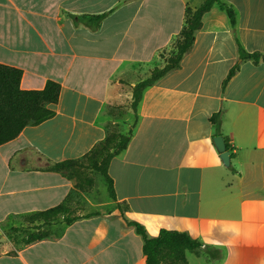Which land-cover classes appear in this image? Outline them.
<instances>
[{"label":"crops","instance_id":"1","mask_svg":"<svg viewBox=\"0 0 264 264\" xmlns=\"http://www.w3.org/2000/svg\"><path fill=\"white\" fill-rule=\"evenodd\" d=\"M198 2L0 0V63L21 70V89L60 85L54 115L0 145L4 175L17 181L0 183V238L34 212L68 207L50 223L34 221L32 232L44 236L0 251V264H144L134 227L117 215L88 214L89 204L99 205L88 186L49 166L82 157L116 128L124 132L113 110L164 64L185 9ZM219 2L233 9L234 27L214 3L179 67L143 90L131 137L107 167L115 200L106 203L125 206L127 220L141 222L149 237L166 228L200 242L185 251L188 264H264V0ZM99 14V25L89 26L87 16ZM237 41L262 58L240 61L222 88L239 61ZM219 109L228 166L208 120ZM204 248L219 257L206 258Z\"/></svg>","mask_w":264,"mask_h":264},{"label":"trees","instance_id":"2","mask_svg":"<svg viewBox=\"0 0 264 264\" xmlns=\"http://www.w3.org/2000/svg\"><path fill=\"white\" fill-rule=\"evenodd\" d=\"M214 3H218L221 8L225 9L230 25L232 28L234 27L235 15L233 9L220 3L219 0H203L195 9L187 7L185 9L184 24L174 42L172 51L164 59V64L161 67L151 69L148 77L132 86L130 108L133 113L136 111V106L143 90L154 84L167 72L179 67L183 55L193 43L195 32L201 27L202 15ZM103 17L104 14L89 15L86 22L89 26L96 27ZM237 51L239 61L227 72L222 81V88L238 70L240 61L249 59L257 63L262 58V55L256 52L246 51L238 41ZM21 74L22 72L19 68L0 63V145L14 139L25 126L36 125L51 118L54 115V111L49 105L57 103L59 99L60 85L58 82L48 80L41 89H21L19 86ZM221 114L222 110L219 109L208 118L213 126L215 135H221ZM131 134L132 130L127 133L112 130L107 133L104 139L94 144L82 157L55 162L49 168L70 170L76 180L77 187L81 189L85 188V182H90V179L85 176V171L97 172L102 176L106 184L109 197L115 200L113 181L107 172V167L111 158L125 149ZM225 143L228 148L226 139ZM65 213H68V207L60 203L45 210L34 212L28 215L26 220L28 222L42 221L43 224L50 223ZM64 219L68 223L74 217H65ZM123 219L128 225L134 227L135 232L142 239V253L145 257L144 264H188L185 251L201 246L200 242L190 238L185 232L166 228H160L155 236L149 237L142 224L134 220ZM42 236L44 234L40 232H31L26 236L25 242H31ZM203 252L206 258H218L220 255L218 252L215 254L211 253L208 248H204Z\"/></svg>","mask_w":264,"mask_h":264},{"label":"rangeland","instance_id":"3","mask_svg":"<svg viewBox=\"0 0 264 264\" xmlns=\"http://www.w3.org/2000/svg\"><path fill=\"white\" fill-rule=\"evenodd\" d=\"M198 1L200 2H198L196 7L202 2V0ZM113 114H115L116 117L119 119V129L123 130V133H127L132 129L135 119L133 112L130 108V101L122 102L117 107V109L113 110ZM116 130H118V128H116L114 131ZM4 173L5 168L2 162V158L0 157V183H5L8 187L15 186V183L17 184L16 178H14L13 175L5 176ZM70 176L73 180H75L72 174H70ZM85 176L90 179V182H85V185L88 186V197L92 202L99 204L97 205V207H93L89 204L86 208L88 214L102 212L104 214H112L114 216L117 215L122 220L123 218L127 219L125 206H118L117 204L111 205L109 203H106L108 200H110V197L108 195L107 187L102 176H100V174L97 172L89 170L85 171ZM72 208V213H75L77 209H80L77 206H72ZM137 222L141 224V222ZM36 226L37 225L35 222H25L23 225L10 227L6 231V237L0 238V251L11 248L12 246H18L20 243L25 242L26 236L30 232L34 231Z\"/></svg>","mask_w":264,"mask_h":264},{"label":"water","instance_id":"4","mask_svg":"<svg viewBox=\"0 0 264 264\" xmlns=\"http://www.w3.org/2000/svg\"><path fill=\"white\" fill-rule=\"evenodd\" d=\"M214 144L216 146L217 151L219 152L220 159L224 165H229L230 156L229 152L226 149L225 141L222 135H215L213 137Z\"/></svg>","mask_w":264,"mask_h":264}]
</instances>
